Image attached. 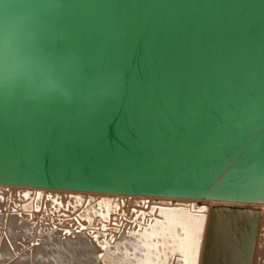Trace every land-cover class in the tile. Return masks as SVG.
I'll list each match as a JSON object with an SVG mask.
<instances>
[{
	"label": "water",
	"instance_id": "1",
	"mask_svg": "<svg viewBox=\"0 0 264 264\" xmlns=\"http://www.w3.org/2000/svg\"><path fill=\"white\" fill-rule=\"evenodd\" d=\"M0 184L264 203V0H0Z\"/></svg>",
	"mask_w": 264,
	"mask_h": 264
},
{
	"label": "bare ground",
	"instance_id": "2",
	"mask_svg": "<svg viewBox=\"0 0 264 264\" xmlns=\"http://www.w3.org/2000/svg\"><path fill=\"white\" fill-rule=\"evenodd\" d=\"M190 216L205 217L198 264H231L254 223L248 264H264V203L3 184L0 264H181Z\"/></svg>",
	"mask_w": 264,
	"mask_h": 264
},
{
	"label": "snow or ice",
	"instance_id": "3",
	"mask_svg": "<svg viewBox=\"0 0 264 264\" xmlns=\"http://www.w3.org/2000/svg\"><path fill=\"white\" fill-rule=\"evenodd\" d=\"M199 211L205 212L206 208L201 207ZM204 219L203 216H190L186 224H181V227L185 228V238L181 243V254L187 257L181 264H198Z\"/></svg>",
	"mask_w": 264,
	"mask_h": 264
},
{
	"label": "rangeland",
	"instance_id": "4",
	"mask_svg": "<svg viewBox=\"0 0 264 264\" xmlns=\"http://www.w3.org/2000/svg\"><path fill=\"white\" fill-rule=\"evenodd\" d=\"M128 204V203H127ZM130 206V204H128L127 205V207H129ZM55 256H56V258L58 259V260H60L61 258H60V255L58 254V253H55Z\"/></svg>",
	"mask_w": 264,
	"mask_h": 264
}]
</instances>
